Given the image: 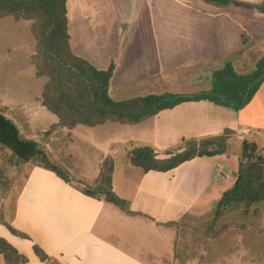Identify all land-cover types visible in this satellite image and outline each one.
I'll return each mask as SVG.
<instances>
[{"label": "crops", "instance_id": "1", "mask_svg": "<svg viewBox=\"0 0 264 264\" xmlns=\"http://www.w3.org/2000/svg\"><path fill=\"white\" fill-rule=\"evenodd\" d=\"M65 16L74 55L98 70H106L113 63L107 90L115 100L159 94L153 91L168 86L186 90L178 96L194 97L211 90L214 71L226 63L235 74L246 77L264 58V0H65ZM6 90L10 101L9 94L15 92ZM40 90L28 97L35 111L42 108ZM169 94L176 96L171 91ZM243 103V98L235 105L206 98L181 101L152 116L178 117V109H200L205 116H198V124L205 125L192 127L187 135L184 130L173 133L168 129L143 145L153 146L158 157H165L168 152L181 150L183 140L218 135L230 126L239 142L238 152L240 142L247 139L264 154V78ZM46 131L44 139L36 140L59 163L63 157L71 159L78 136L88 133L80 125ZM248 135L252 137H245ZM170 144L174 150L167 147ZM238 152L197 156L167 171L144 172L123 161V179L131 185L124 199L134 215L84 194L77 188L80 179L70 174L71 165L66 168L72 178L68 183L52 171L23 163L27 174L9 218L0 219V237L28 261L11 264H44L33 252L34 243L60 264H161L172 260L175 234L168 223L185 214H201L209 203L216 204L235 182ZM58 154L63 157L58 158ZM3 200L1 210L8 208ZM176 204L182 209L175 215ZM258 204L262 206L256 213L259 215L244 220L256 223L259 229H245L240 233L244 240L256 242L255 236L264 233V201L252 206ZM6 223L29 239L11 233ZM253 245L235 248L232 264H264L263 251ZM242 256L244 260L239 259ZM0 264H8L1 254Z\"/></svg>", "mask_w": 264, "mask_h": 264}, {"label": "trees", "instance_id": "2", "mask_svg": "<svg viewBox=\"0 0 264 264\" xmlns=\"http://www.w3.org/2000/svg\"><path fill=\"white\" fill-rule=\"evenodd\" d=\"M4 16L31 21L35 46L30 60H33L35 74L46 76L40 90L41 105L57 118L46 132L57 127H93L105 121L137 123L162 109L171 108L190 99L206 98L220 104L228 105L229 101L240 104L246 87L261 76L250 87L243 103L246 104L264 78V58L246 77L235 74L229 63H226L221 69L214 71L211 90L207 93L194 97L146 94L115 100L107 90L113 63L111 62L106 70H98L85 59L72 53L66 28L65 0H0V18ZM232 132L231 129L225 128L218 135L183 140L181 150L173 149L174 152H168L165 157H158L151 145H137L126 151L124 159L144 172L167 171L197 156L224 153L227 149V139ZM2 150L8 151L17 165L31 163L52 171L65 182L72 183L67 169L53 159L49 150L38 141L24 137L15 122L0 111V151ZM114 162L111 155H105L99 164L98 176L94 183L77 188L88 196L102 198L127 215H134L128 200L118 196L110 187ZM262 201L264 154L258 150L255 142L243 139L240 142L235 182L223 191L217 200L213 220L217 219V214L222 210L239 208L241 205L246 213L253 204ZM6 227L11 233L29 239L25 233L7 223ZM32 249L44 264H60L36 243L32 244ZM0 254L8 264L28 261L24 254L3 237H0Z\"/></svg>", "mask_w": 264, "mask_h": 264}, {"label": "rangeland", "instance_id": "3", "mask_svg": "<svg viewBox=\"0 0 264 264\" xmlns=\"http://www.w3.org/2000/svg\"><path fill=\"white\" fill-rule=\"evenodd\" d=\"M34 46L35 40L31 32L30 20H16L10 16L0 18V111L15 120V124L19 126V131L24 137L42 140L45 138L47 127V130H49V124L55 122L56 116L43 106L35 111V106L33 103L31 104V100L28 98L35 91H39L42 83L46 80V76L35 74L33 60H30V55L34 52ZM152 88L156 89L155 87ZM6 89L15 92L9 94L10 101L7 98ZM170 91L178 96L180 92L186 90L168 86L163 90L160 87L153 92L169 94ZM7 102H9L8 106H6ZM216 111L220 113L218 110ZM207 113L210 114V111L208 110ZM213 114H216V112H213ZM176 115L178 117L174 114L172 116L171 114L161 115L160 117L151 116L137 123L105 121L93 127L80 125L88 133L78 136L71 159L63 157V154H58L57 157H63L64 160H61L60 163L65 168L69 169V165L72 166L69 170L70 174L76 179H80L77 186L83 188L87 183H94L98 176L96 168L99 162L105 155H111L114 158L116 165L114 168L116 169L111 173L110 185L118 191L121 189L122 196L119 194L120 191L115 193L122 198H126L131 186L127 178L125 179L128 182L123 179L122 174V163L125 161L126 151L133 146L149 144L148 141L157 139L158 134L167 132L168 129L173 130V133H182L181 130H184V135H187V131L192 127L205 125L198 124V116H201L202 119L205 116L200 109H178ZM188 122L194 124H187ZM228 127L230 128V126ZM52 131L54 129L49 132ZM245 137L251 138L252 135ZM167 147L175 149L172 144ZM226 150L229 153L236 154L239 150V142L232 134H229ZM22 166L23 164L17 165L14 162V158H11L8 151H0V199H4L2 203L8 207L4 210L0 209V219L5 218L7 220L9 218L14 197L27 174ZM214 171H216V168H214ZM178 174H180V171ZM208 202H210V199ZM177 205H174L175 211L173 214L175 215L177 209H182ZM210 205L209 203L208 208L206 207L203 213L198 215L186 214L172 224L175 234L173 259L164 260L161 264H232V253L239 245L250 247L251 244H254L253 248L255 250L259 248L264 253V233H261V230L259 232L262 237L255 236L258 239H255L256 242L244 240V237H240V233L248 227L254 231L259 229L256 223L252 224L244 219L247 217L252 219L259 215L256 213L262 211L261 204H258L256 208L251 206L248 216L243 212L241 205L239 208L222 210L220 214H217L218 217L215 220H213L215 205ZM168 212L170 213V211ZM170 215L168 214V217ZM239 259L244 260V256L239 257Z\"/></svg>", "mask_w": 264, "mask_h": 264}, {"label": "water", "instance_id": "4", "mask_svg": "<svg viewBox=\"0 0 264 264\" xmlns=\"http://www.w3.org/2000/svg\"><path fill=\"white\" fill-rule=\"evenodd\" d=\"M254 83V82H253ZM253 83H251V84H249V86H247L246 88V91H245V93H244V97H243V99L245 100V98L247 97V94H248V91H249V89H250V87L253 85ZM222 100L223 101H226L224 98H222ZM232 105H235L236 103L235 102H233V101H229Z\"/></svg>", "mask_w": 264, "mask_h": 264}, {"label": "built area", "instance_id": "5", "mask_svg": "<svg viewBox=\"0 0 264 264\" xmlns=\"http://www.w3.org/2000/svg\"><path fill=\"white\" fill-rule=\"evenodd\" d=\"M244 134L246 133V131L243 132Z\"/></svg>", "mask_w": 264, "mask_h": 264}]
</instances>
